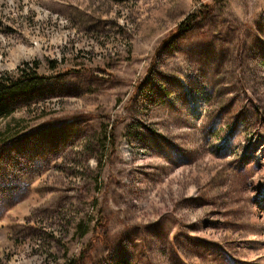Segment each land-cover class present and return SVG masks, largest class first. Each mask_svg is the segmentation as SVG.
I'll return each instance as SVG.
<instances>
[{
  "label": "rangeland",
  "instance_id": "374dc122",
  "mask_svg": "<svg viewBox=\"0 0 264 264\" xmlns=\"http://www.w3.org/2000/svg\"><path fill=\"white\" fill-rule=\"evenodd\" d=\"M26 68L0 264H264V0H0Z\"/></svg>",
  "mask_w": 264,
  "mask_h": 264
},
{
  "label": "trees",
  "instance_id": "16d2710c",
  "mask_svg": "<svg viewBox=\"0 0 264 264\" xmlns=\"http://www.w3.org/2000/svg\"><path fill=\"white\" fill-rule=\"evenodd\" d=\"M195 20H187L180 31H188ZM54 68V67H52ZM46 78L36 75L34 70L20 69L15 78L9 76L0 77V120L12 116L16 102H22L23 97L30 92L36 91L38 83ZM111 142L113 143V136L111 133Z\"/></svg>",
  "mask_w": 264,
  "mask_h": 264
}]
</instances>
